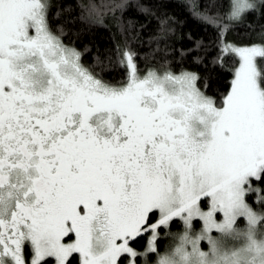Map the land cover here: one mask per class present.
Returning a JSON list of instances; mask_svg holds the SVG:
<instances>
[{"label": "snow or ice", "instance_id": "obj_1", "mask_svg": "<svg viewBox=\"0 0 264 264\" xmlns=\"http://www.w3.org/2000/svg\"><path fill=\"white\" fill-rule=\"evenodd\" d=\"M150 2L0 0V264H136L150 253L157 264H264V213L248 201L264 208V26L247 19L264 16V0ZM169 3L208 34L181 60L195 53L194 64L231 74L219 100L170 66ZM131 7L158 25L144 59L162 62L146 71ZM106 18L114 48L86 67L64 37L108 28ZM108 67L123 76L105 79ZM175 219L183 233L160 255L158 231ZM146 234L139 252L131 245Z\"/></svg>", "mask_w": 264, "mask_h": 264}, {"label": "trees", "instance_id": "obj_2", "mask_svg": "<svg viewBox=\"0 0 264 264\" xmlns=\"http://www.w3.org/2000/svg\"><path fill=\"white\" fill-rule=\"evenodd\" d=\"M99 2V0H97ZM142 3H147L149 7L156 8L155 3L150 2V0H141ZM134 3V0H133ZM71 4L73 8L76 7V0H65V5ZM168 13L175 15L177 18V23L173 24L172 27L175 29L174 33L167 37V43L170 45L168 51L169 55L167 59L171 61V67L174 71H179L181 67L196 72L199 76L197 81V86L205 94L219 100L222 93H225L229 87V81L231 79V74L228 72H222L218 67L213 68L211 65L207 67L202 65H197L192 62V57L195 53L189 54L181 60L180 50H187L192 48L194 42L200 38H203L205 43L208 40V34L204 32L203 27L193 20L188 19L187 13L179 4L169 3L166 7ZM78 11V10H77ZM159 11H163L160 9ZM77 12H73L72 15H76ZM124 19H132L136 23L134 25L135 32L139 33L138 41L132 42V47L138 52L137 64L142 71H146L147 67L158 66L163 55L162 52L155 54L154 59L145 60L144 56L146 53L152 52L156 47V43H148L149 38L154 35L157 31V21L154 18L145 16L135 10V7L129 8L124 14ZM248 21L251 22L257 31L260 30L261 26H264V16L259 19L256 18L255 14L248 16ZM105 23L109 25L108 28L102 26H84L83 30L79 32L78 35L73 34L80 28V25L70 26L72 31L69 32L67 36L64 37V42L66 44H71L78 51L82 53V63L86 67H91L96 64L95 58L97 56L101 59H105L108 50L114 48V41L112 39V34L117 32V29L112 25L110 18L105 19ZM141 25L145 27L141 28ZM241 32L245 29H241ZM189 33L191 34V39L188 38ZM230 39H236L235 36L229 34ZM116 40H122L118 34L116 35ZM161 47H164V42H161ZM85 48L88 51H85ZM106 63V61H105ZM205 64H208L205 60ZM96 71H100V66H96ZM123 76V70L119 68L112 69L111 67L106 68L105 79L116 78L119 79ZM253 196L248 197V201L253 205L254 209L257 211H263L260 205L253 203ZM157 217H153V221ZM241 221L238 222V225ZM201 222H196L194 224V230L199 231L201 228ZM183 233V225L179 219L172 221L168 228H161L158 231V238L156 240L157 252L161 255L172 249L178 244V237ZM149 236L146 234L141 238H138L132 243V247L138 251H143L147 245ZM202 247L206 248V244L202 243ZM159 257L157 254H150L148 260L153 261L155 258ZM138 261H140L138 259ZM148 262V261H147ZM154 262V261H153Z\"/></svg>", "mask_w": 264, "mask_h": 264}, {"label": "rangeland", "instance_id": "obj_3", "mask_svg": "<svg viewBox=\"0 0 264 264\" xmlns=\"http://www.w3.org/2000/svg\"><path fill=\"white\" fill-rule=\"evenodd\" d=\"M207 95V94H206ZM209 96V95H208ZM204 206L206 207V202H204ZM240 219V218H239ZM238 219V220H239ZM202 224V223H201ZM202 227V226H201ZM241 228H246V226H240ZM204 243L206 244V246H208L207 245V242L206 241H204ZM202 250V249H201ZM203 251H208V249H206V250H203ZM161 255H163V254H161ZM139 258V257H138ZM144 259H146V257H144ZM158 259H159V257H157L156 256V258L153 260V261H145V262H142V263H140V264H157V261H158Z\"/></svg>", "mask_w": 264, "mask_h": 264}, {"label": "flooded vegetation", "instance_id": "obj_4", "mask_svg": "<svg viewBox=\"0 0 264 264\" xmlns=\"http://www.w3.org/2000/svg\"><path fill=\"white\" fill-rule=\"evenodd\" d=\"M139 252H140V251H139ZM138 259H139L140 261H138ZM146 260H148V258H146ZM136 262H137L138 264H140V263L145 262V261H144V258H143V257H139V258H137Z\"/></svg>", "mask_w": 264, "mask_h": 264}]
</instances>
